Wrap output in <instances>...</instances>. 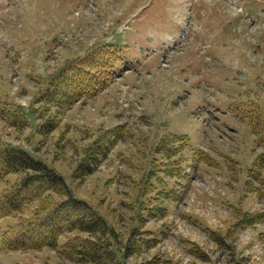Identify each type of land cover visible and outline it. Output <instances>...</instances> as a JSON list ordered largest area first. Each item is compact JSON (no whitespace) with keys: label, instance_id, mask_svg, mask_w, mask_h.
Wrapping results in <instances>:
<instances>
[{"label":"rangeland","instance_id":"374dc122","mask_svg":"<svg viewBox=\"0 0 264 264\" xmlns=\"http://www.w3.org/2000/svg\"><path fill=\"white\" fill-rule=\"evenodd\" d=\"M100 43L119 46L121 76L43 138L35 111L49 79ZM251 103L264 110V0H0V147L53 169L120 249L139 245L125 264H264V170L261 183L249 177L264 148L244 117ZM118 126L125 138L74 180L84 147ZM170 189L178 202L160 200ZM15 223L2 219L0 232ZM77 236L88 237L26 253L2 251L0 236V264H81L58 253Z\"/></svg>","mask_w":264,"mask_h":264},{"label":"trees","instance_id":"16d2710c","mask_svg":"<svg viewBox=\"0 0 264 264\" xmlns=\"http://www.w3.org/2000/svg\"><path fill=\"white\" fill-rule=\"evenodd\" d=\"M120 56L121 51L115 45H92L84 56L67 62L62 71L51 76L37 101L42 104V110L40 113L35 111L37 119L42 121L39 134L43 138L59 127L57 116L81 99L94 98L114 81V65ZM244 107L247 111L244 117L248 119L255 144L264 148V110L252 103ZM122 132L123 126H118L103 132L84 147L83 157L72 178L83 183L93 175L107 157L109 148L125 138ZM173 139L178 140V137ZM263 170L264 152L255 159L249 177L261 183ZM9 175L17 176L13 184L7 181ZM0 182L7 183L0 193V221L4 218L16 220L14 226L0 232L2 251L26 253L44 248L57 251L59 238L79 232L88 237L77 236L69 240L58 251L60 256L81 264H125L128 255L138 252L139 245L135 247L132 241L120 249L113 228L85 201L74 196L64 179L33 154L10 144L0 147ZM158 195L162 202L179 200L173 189ZM32 207L31 215L25 217ZM154 209L163 218L167 215L162 207ZM247 216L241 222L251 225L258 214ZM148 242L145 243L148 245Z\"/></svg>","mask_w":264,"mask_h":264}]
</instances>
